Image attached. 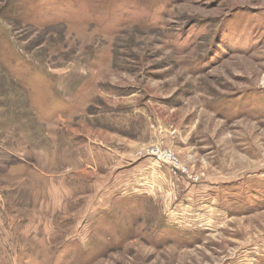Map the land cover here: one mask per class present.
Here are the masks:
<instances>
[{
  "label": "rangeland",
  "instance_id": "obj_1",
  "mask_svg": "<svg viewBox=\"0 0 264 264\" xmlns=\"http://www.w3.org/2000/svg\"><path fill=\"white\" fill-rule=\"evenodd\" d=\"M0 264H264V0H0Z\"/></svg>",
  "mask_w": 264,
  "mask_h": 264
}]
</instances>
